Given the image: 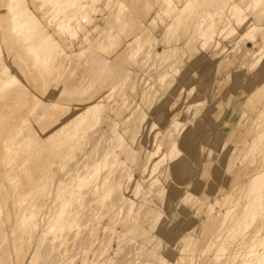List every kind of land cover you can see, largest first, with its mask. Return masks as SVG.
<instances>
[{"label":"bare ground","instance_id":"6f19581e","mask_svg":"<svg viewBox=\"0 0 264 264\" xmlns=\"http://www.w3.org/2000/svg\"><path fill=\"white\" fill-rule=\"evenodd\" d=\"M100 3L103 10L111 11L106 22L82 33L84 23ZM211 6L214 8L208 10ZM155 7L156 13L149 16L148 24L159 21L164 49L156 47L157 38L143 22ZM134 26L141 30L120 49V62L97 53L99 48L116 49L123 41L121 32L131 27L134 31ZM263 29L264 0H0V264L23 263L28 255H32L29 264L39 260L45 264H67L71 252L81 250L84 239L91 246L98 243L97 229L88 234L90 213L105 215L112 211L109 223L113 224L124 218L121 230L107 226L104 231L110 237L117 235L119 244L129 239L138 222L134 219L147 208L144 209V203L133 202L131 195H124L123 179L131 182L133 172H127L130 169H126L122 156H129L131 147L126 134L132 137L135 125L130 129L123 125L141 107L140 100L123 90L132 77V72L123 69L121 62L127 61L124 58L152 62L148 73L129 85V91L137 92L142 82L144 99L154 96L160 90L157 86L172 84V79L181 76L189 62L209 48L219 56L218 70L240 59V65L252 70V77H258L256 88L240 109L246 119L250 112L261 109L259 104L264 101ZM64 38L77 40L79 50L66 51ZM175 38L184 43L172 44ZM259 38L261 51H252L248 40L257 45ZM80 65L84 67L81 70ZM194 88L181 86L176 98L190 100L196 96ZM43 89L54 90L56 98L42 109ZM98 96L100 99L94 101ZM101 98L114 103L107 105ZM74 102L77 104L73 105ZM107 106L118 113V118L104 128L103 123L109 121ZM131 107L134 108L129 116ZM223 111V103L216 102L213 116L220 119ZM122 113L125 115L120 119ZM33 115L37 116L35 122L30 118ZM171 124L177 127L180 121L174 119ZM38 125L52 129L46 138ZM247 142L249 146L243 145L244 151L238 145L228 149L222 161L226 173H231L233 159L239 155H255L263 160L258 170L253 167L256 172L248 171L247 177L243 174L246 178L238 188H225L219 194L218 187L208 188L205 200L198 198V214H204L205 220L198 237L183 236L181 248L190 253L187 264L196 260L197 244L205 240L204 231L210 223L214 230L199 249L200 254L210 253L214 256L210 261L216 262L226 258L227 264H264V124L256 127ZM152 144L153 150L143 159H136L138 168L148 172L150 181L147 189L137 182L133 188L136 195L164 187L156 176L159 162L168 158V153L161 151L159 139ZM41 166L44 170L40 171ZM186 196L181 197V203ZM95 201L97 205L93 206ZM36 234L37 246L30 254ZM141 247L143 252L146 247ZM108 250V245L101 242L95 254L101 259ZM141 251L129 264H181L185 259L184 255L179 256L170 263L164 255L161 261H154V250L145 254Z\"/></svg>","mask_w":264,"mask_h":264},{"label":"rangeland","instance_id":"374dc122","mask_svg":"<svg viewBox=\"0 0 264 264\" xmlns=\"http://www.w3.org/2000/svg\"><path fill=\"white\" fill-rule=\"evenodd\" d=\"M237 1L240 2L241 0ZM213 8L214 7L212 6L208 7V10H211ZM103 9V3H100L97 6V10L94 12V14L90 13L91 15L87 23H84L82 33L86 32L88 28L94 27L93 29H95L96 27L100 28L104 25L107 17L110 14L109 12L111 11ZM156 9L157 7L151 10L147 14V16L143 18V22L144 25L147 26L151 31V34H154V38H157L158 43L156 44V47L164 49V32L162 26L159 24V21L154 25L148 24V19L154 17ZM253 14L254 12L250 14L251 18L253 17ZM134 28V31H132L133 28L131 27L125 28L121 32V38L123 41L116 49L112 51L110 49L99 48L97 49V53L103 56H108L114 61L116 59V61L120 62V58L118 57L120 49L125 45V43L131 41L133 37L141 30L140 26H134ZM262 31L264 33V29ZM94 34H96V31L94 32ZM65 39L67 38H64V40ZM183 43V39L181 40V42L179 41V39H176L172 44L179 46V44L182 45ZM252 43L253 41L248 40V45L250 46V48H252V51L256 50L257 52H260L261 50L259 49H262L261 39L259 38V42L257 45H254ZM63 44V48L68 52L78 51L80 48L79 42L71 38L67 39V41ZM218 57L219 56L215 55L214 51L210 48L203 51L202 55H200L199 58H195L188 63L181 76H175L174 79H172V84L162 87L157 86L160 90L154 96L145 99L141 96L142 82L138 84L137 92L131 90L129 91V85L130 83H132L133 79H138L139 76L145 74L147 70L149 71L152 62L149 61L148 63L144 61V63H146L145 66L143 61L138 63L134 60L132 61L130 57H126L127 59L124 58L127 61L121 62L124 67L123 69L125 70V68H127V70H125L126 72H132L130 83L128 84V86H125L123 90L124 92L126 91L125 93H129L134 96L136 101L139 102L140 100L139 104H141V107H139V109L135 111L133 116H130V110H132L134 107H131L128 110L127 115L130 116V119L125 125H123V128L128 127L129 129L132 128L133 125H135V129H133L132 132V137H130L129 134H126V139L131 147L130 152L128 151L129 156L127 154H124L125 156H122L126 161V169H130L127 172H133L131 182L127 181V179H123V184H125L124 195L127 197H130L131 195L130 198L133 202L144 203V209H147L144 210L142 208V211L144 210L141 213V215L143 214V218L139 214L138 219H134L135 223L137 222L136 220H138V222L135 224L133 231L129 234V239L123 244L118 243L117 235L114 234L112 237H110L109 234H106L104 231V227L110 226L115 229L121 230L126 222L124 218L113 224L112 222L109 223V220L112 217V211L106 213L105 215H101V213H98L97 215H95V213H90V230L88 231V234H90L94 228L97 229V232L99 233L98 243H96L94 246H91L90 243H88L87 240L84 239L83 243L81 244V250L79 252H71L70 256L72 258L68 259L67 264H129L134 259L136 254H138V252L140 253L142 245L146 248L142 249L143 252L141 251V253L145 254V252L148 253V251H150L151 249L154 250H151L152 252L156 253V256L153 258L154 261H161V256L166 255L170 263L171 261L174 263L175 260L184 255L183 257L185 259L181 262V264H187L189 263L188 259H190V253L188 249L183 251L184 247L183 249L181 248L184 245L183 236L198 237V230L200 228V225L205 220L204 214H198L197 209L198 206L201 205V203L198 202V198L201 200H205L209 191L208 188L210 190H213L215 187H218V194L219 192L223 193L225 191V188L236 189L241 185L242 180H244L249 175L248 171L250 173L256 172L255 168L253 167L257 166V169L263 159L255 155L246 156L242 154L233 159V168L230 173L231 175L226 173V170L224 169L225 166H223L222 161L230 147L234 149L237 148L238 145V147H242L241 149H243L244 151L245 148L243 147V145L246 144V148L249 146V143L247 141L249 140V138H251V136L255 134L256 127L258 125L262 126L264 124V101L260 102L259 104V107L261 109H258V111L254 110V112H250L247 115V117L250 116L249 118L251 119H243V115L240 112L245 98L247 96H250V92L256 88L258 77H252V70H250L247 66H241L240 59H238L236 63L230 67H224L218 70ZM139 65L143 66V68H139ZM81 66L82 65H80V70L81 68H84ZM133 71H135L137 76ZM148 71L146 73H148ZM193 85L196 92L195 97L191 98L188 101H185L183 98H176V94L178 93L177 91L181 86H183L185 89H190ZM84 87L85 86H83V88ZM44 91L46 90L43 89L41 91L42 93L38 92L41 96H44V106L42 107V109L47 107L50 102L56 98V93L54 90L46 91V95H44ZM53 92L55 94H53ZM98 99H100L99 96L96 97L94 101ZM103 100L107 105L110 103H114L113 101H106V98ZM218 101L223 103L224 110L220 119L215 118L212 114V109L214 108L215 103ZM72 104L76 105L77 103L74 102ZM118 106L119 105H117L115 109L116 111ZM249 110L250 109H246V111ZM41 111L42 110H40L39 112ZM116 111L111 112V108L107 106L109 121L103 123L104 128L110 124V121L118 118V113ZM124 115L125 114L122 113L119 118L121 119V117ZM35 116L36 115L30 117L33 122L36 121L37 116ZM174 119L180 121L179 126L172 127L171 122ZM136 120L137 123H135ZM37 128L44 130L43 137L45 138L52 130L50 129L49 125L45 128L44 125H38ZM183 137H185L186 139ZM157 139H159L162 143L161 151H165L166 153H168V158L159 162V168L157 170L158 172L156 176L160 179V182L162 183L161 185L165 188L156 187L155 190L151 191L152 193H141V195H136L133 192V188L137 182L143 183L146 189L150 183V181L148 180V172H144L138 168L136 159L137 157L138 159H143L148 151L153 150L155 148V144L152 143ZM48 142H50V140ZM226 145L228 147H226ZM114 146H116V143H114L113 147ZM115 150H117V148ZM117 152L120 153V149H118ZM155 158L158 160L159 154H157ZM130 160L134 161V164ZM246 161L248 165L246 164ZM248 166L251 167L249 168ZM247 167L249 169H252L253 171H250ZM132 168L133 170L131 171ZM39 170H44V166H41ZM243 174H247L246 177ZM232 180H235L233 181L234 183L230 182ZM210 184H214V187H212ZM230 185L231 187H229ZM185 196L186 201L184 200L183 203H181V197L185 198ZM210 199L214 198L210 197ZM96 205L97 204L95 201L93 206ZM146 205L149 207H146ZM185 206L186 208H184ZM148 208H150V210ZM187 210L191 211L188 212ZM187 213L189 214L187 215ZM213 230V224H208V227L204 231L205 240L210 236ZM153 235L155 236V239H153L152 241L151 239L154 238ZM37 238L38 234L35 235L36 243L32 245L30 254L33 250L36 249L38 241ZM146 241L151 242H149L148 244ZM204 241L197 244L198 250L197 252H195L196 260L194 261V263H229L226 258H221L217 262L216 260L210 261L214 260V256L211 257L212 254L210 253L200 254L199 249L204 246ZM101 242H104L106 245H108L109 250L101 259H99L98 254H95V252L96 248H99ZM155 242L157 243L155 244ZM139 243L141 246L138 245ZM153 244L156 246L154 247ZM135 245H138V247ZM180 249L181 253L179 252ZM54 252L55 248L53 249L51 255H53ZM31 256L32 255H28L26 261L23 263L15 261L14 264H29ZM130 256L132 257L130 258ZM205 258L206 260L204 262ZM42 263L43 262L41 260L36 262V264Z\"/></svg>","mask_w":264,"mask_h":264}]
</instances>
